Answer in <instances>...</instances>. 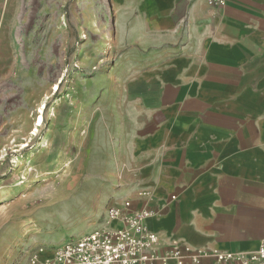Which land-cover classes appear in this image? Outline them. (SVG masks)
<instances>
[{
	"label": "crops",
	"instance_id": "1",
	"mask_svg": "<svg viewBox=\"0 0 264 264\" xmlns=\"http://www.w3.org/2000/svg\"><path fill=\"white\" fill-rule=\"evenodd\" d=\"M109 1L128 66L103 203L128 198L132 209L153 211L145 224L160 251L174 241L256 249L264 239V0L218 9L207 0ZM199 264L237 263L208 255Z\"/></svg>",
	"mask_w": 264,
	"mask_h": 264
},
{
	"label": "rangeland",
	"instance_id": "2",
	"mask_svg": "<svg viewBox=\"0 0 264 264\" xmlns=\"http://www.w3.org/2000/svg\"><path fill=\"white\" fill-rule=\"evenodd\" d=\"M113 15L109 0H0V264L56 250L117 202L102 196L128 66Z\"/></svg>",
	"mask_w": 264,
	"mask_h": 264
},
{
	"label": "built area",
	"instance_id": "3",
	"mask_svg": "<svg viewBox=\"0 0 264 264\" xmlns=\"http://www.w3.org/2000/svg\"><path fill=\"white\" fill-rule=\"evenodd\" d=\"M227 1L207 0L214 9L223 8ZM103 212L98 227L69 235L52 256L43 260L32 253L29 264H199L208 255L218 263L264 264V239L248 252L192 249L176 241L160 251L158 233L145 224L153 211L132 209L131 200L125 198L105 206Z\"/></svg>",
	"mask_w": 264,
	"mask_h": 264
},
{
	"label": "bare ground",
	"instance_id": "4",
	"mask_svg": "<svg viewBox=\"0 0 264 264\" xmlns=\"http://www.w3.org/2000/svg\"><path fill=\"white\" fill-rule=\"evenodd\" d=\"M41 250H43V249H41Z\"/></svg>",
	"mask_w": 264,
	"mask_h": 264
}]
</instances>
